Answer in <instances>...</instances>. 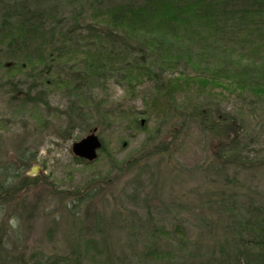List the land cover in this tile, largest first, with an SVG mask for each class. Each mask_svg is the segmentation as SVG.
I'll return each mask as SVG.
<instances>
[{
  "label": "rangeland",
  "instance_id": "rangeland-1",
  "mask_svg": "<svg viewBox=\"0 0 264 264\" xmlns=\"http://www.w3.org/2000/svg\"><path fill=\"white\" fill-rule=\"evenodd\" d=\"M239 52L213 50L214 62L245 65ZM8 63L0 52V182L18 174L29 182L13 179L18 194L0 196V264H80L71 251L85 246L81 264H104V246L112 264L208 263L229 214L240 218L251 200L264 201L263 109L216 96L213 121L235 124L227 135L246 147L250 162L241 165L219 157L226 136L217 126L172 114L160 98L153 106L151 82L130 84L121 74L82 91L74 69H65L67 85L52 82L40 103L26 95V77L13 88L20 79L7 80ZM94 129L114 161L102 152L89 164L74 155ZM156 229L158 238L149 234ZM154 241L156 261L147 254Z\"/></svg>",
  "mask_w": 264,
  "mask_h": 264
},
{
  "label": "trees",
  "instance_id": "trees-1",
  "mask_svg": "<svg viewBox=\"0 0 264 264\" xmlns=\"http://www.w3.org/2000/svg\"><path fill=\"white\" fill-rule=\"evenodd\" d=\"M67 4L71 10H64ZM225 49L240 51L237 55L247 63H215L213 50ZM0 52L10 62L7 80L16 84L14 78L20 79L13 88H21L26 77V95L40 103L46 102L52 82L67 85L65 69H74L82 91L121 74L130 84L151 82L153 106L160 98L167 101V111L173 108L172 114L188 111L189 119L204 129L217 126L218 135L226 136L219 157L240 160L241 165L250 162L237 135H227L236 131L235 124L213 121L214 107L219 106L216 96L226 101L235 97L264 110V0H0ZM101 152L111 156L105 144ZM13 179H19L18 185L29 182L27 177L22 182L19 174L7 175L0 182V196L11 189L18 194ZM244 211L240 218L229 214L217 254L211 249L214 259L202 264H264V201L251 200ZM155 231L149 234L163 233ZM155 244L150 242L147 254L156 261L162 253ZM86 248L71 251L80 264ZM104 248V264H112ZM59 261L53 262L67 264Z\"/></svg>",
  "mask_w": 264,
  "mask_h": 264
},
{
  "label": "water",
  "instance_id": "water-1",
  "mask_svg": "<svg viewBox=\"0 0 264 264\" xmlns=\"http://www.w3.org/2000/svg\"><path fill=\"white\" fill-rule=\"evenodd\" d=\"M144 122L142 121V124ZM103 144L96 134L94 129L89 135L83 138L81 141L75 143L72 147V151L75 156L84 159L88 162H94L98 158V153L102 149ZM38 167H35L34 171H37Z\"/></svg>",
  "mask_w": 264,
  "mask_h": 264
}]
</instances>
